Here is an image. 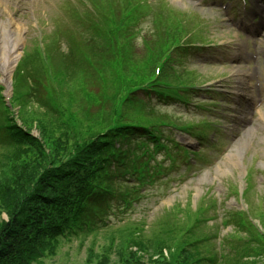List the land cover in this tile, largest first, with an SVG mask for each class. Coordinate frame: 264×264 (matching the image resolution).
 I'll return each mask as SVG.
<instances>
[{
	"label": "rangeland",
	"instance_id": "1",
	"mask_svg": "<svg viewBox=\"0 0 264 264\" xmlns=\"http://www.w3.org/2000/svg\"><path fill=\"white\" fill-rule=\"evenodd\" d=\"M119 1L127 7V10H130L132 5L139 4L134 1L131 3L129 0ZM25 2L26 4H23V0H0V20L5 22L9 19L14 20L13 24H21L20 34L25 40L21 46V49L24 48L20 52V58L24 57L18 59L21 60L20 62H15L10 75L3 78L0 71L1 125L6 121L5 111H8L15 123L39 139L48 152L50 140L43 137H49V132L52 131L50 128L56 125L66 126L65 130L69 134L67 141L70 145L76 139L91 138L94 134H101V131L115 118L143 123L150 121L151 126H155L154 120L159 115H162L163 119H166L164 116L169 115L170 119L179 122L180 120L187 122L188 118L194 117L191 112L195 111V100L203 99V94L190 103L188 106L190 112L184 111L177 105L168 107L161 105L159 108L165 112L161 114H157L159 111L155 114L148 113L141 99L136 98L133 101L132 96L129 97L132 88L150 76L149 65L158 55L156 46L160 44L157 43L163 42L159 39L162 38L165 27L156 26L152 20L158 17L159 11L157 16L143 21L142 28L145 29L143 35L147 43L140 40L139 36L133 37L132 43L122 46L119 53L114 55L113 51L116 48L99 40L105 34L94 31L91 20L95 17L89 18L80 0L69 2L25 0ZM100 2L105 8L107 4L104 0ZM156 2L159 3L162 16L180 17L183 26L178 29V35L182 36L186 33V40L195 41L208 37L215 42V45H206L202 50L194 53L193 59L187 60L193 69L190 72L187 65L180 66L178 72L181 60L176 54L172 55L171 64L175 60L173 66L177 73L174 79L179 75L184 77L185 82L203 81V88L213 86L218 91L220 96L217 97L214 112L196 109L195 113L196 119L202 117V114H209L214 119H218L216 129L225 132V137L223 140H218L215 149L207 150V157L204 160L193 161V166L185 168V174L180 180L156 182L148 186L144 197L121 215L123 219L111 217L107 220L110 226L126 225L125 230L120 231L123 238L104 231L81 241L63 238L52 248H47L46 255L41 256L43 259L37 264H87L88 260L91 264H117L119 258H129L130 249L126 251L121 244L126 242L130 245L126 239L130 235V225L133 224L147 233L167 212L172 216L174 223L180 218L186 221V230L183 234L191 233L192 235L189 236H192L194 243L200 245L201 264H209L216 260L218 254L220 258H225L233 247L234 251H237V247L241 245L238 241L243 243L250 239L252 229L245 222L246 219L252 223L253 228L264 229V105L253 114L252 121L247 123L243 121V110L239 98L236 97L241 93L239 89L247 87V83L239 73L247 62L242 59L236 60L239 57L238 43L249 41L252 45L256 42L258 47H264V27L259 23L260 18L252 23L253 14L259 13L263 5L249 0L245 12H241L239 8L242 7V0H234L228 12L223 13L219 0H157ZM126 17L127 15L124 18ZM110 20L109 22L114 24L112 27L117 30L122 28L123 18L119 17V14L116 17L111 15ZM43 21L47 22V25H44ZM199 21H204L206 26ZM123 24L129 28L126 21ZM163 25L168 29L175 28L172 20L163 22ZM81 27H85L83 31ZM245 28L261 37L252 40L243 32ZM128 34L133 35L134 32ZM57 39L61 47L54 52L53 46ZM151 40L156 46L149 42ZM82 52L96 60L98 70L93 71L86 66ZM259 59H263L261 77L264 82L263 49ZM46 61L53 73L51 79L46 73ZM255 64L261 66L260 61ZM19 69H24L29 78L23 80ZM236 78H240L242 84ZM262 93L264 96V86ZM5 95L9 96L7 101L11 108L5 103ZM234 98L237 101H234ZM122 108L123 113L119 116L117 111ZM60 135L62 133L57 131L52 134L54 138ZM172 135L176 142L184 143L196 150L199 147L194 139L180 130H173ZM238 142H240V157L238 161L235 160L238 165L233 166L226 162V155L232 146L238 148ZM12 151H4L0 147V157H7L8 160L13 156ZM128 163L132 165L134 162L130 159ZM37 166L39 164H36L35 168ZM248 169L252 174L251 181H248L249 188L244 178ZM222 170L224 174L218 172ZM13 173L9 167L1 165L0 184L3 182L4 185L7 182L6 186L18 185L19 187H16L18 192L32 183L31 178L35 174L27 171L24 177L21 176L22 174ZM73 173L77 177L83 176V171L73 170ZM125 190V187L116 190V194L121 195V198L127 197ZM238 192L241 194L236 196ZM3 194L5 193L2 192L0 199L3 198ZM0 218L6 221L8 219L5 212L1 213ZM181 229L183 230L184 227ZM117 238L120 242L114 251L111 243ZM52 249L54 254L49 253ZM160 250L158 243H154L152 252L150 251L153 256H143L142 264L157 262L165 264L164 260L168 261L169 258V262H173L171 258L174 256V248H170L167 257L164 252L160 253ZM192 252L194 254V251ZM141 254L137 252L136 256ZM253 257L254 260L252 257L248 259L253 261L251 264L264 263V254L257 256L253 254Z\"/></svg>",
	"mask_w": 264,
	"mask_h": 264
},
{
	"label": "trees",
	"instance_id": "2",
	"mask_svg": "<svg viewBox=\"0 0 264 264\" xmlns=\"http://www.w3.org/2000/svg\"><path fill=\"white\" fill-rule=\"evenodd\" d=\"M150 71L152 67H149ZM117 112L121 116L123 108ZM120 122L103 135L97 133L91 138L76 139L70 145L66 126L56 125L50 128L49 137H43L50 140L46 152L39 139L28 134L27 129L24 132L15 127L11 118L6 116L4 127H0L5 138L0 136L1 148L9 152L13 150V156L9 161L7 157H0V168L1 165L9 167L13 174L24 177L27 171L35 174L34 179L31 178L32 185L20 192L16 190L18 185L6 186L7 182L0 184V197L2 192L5 193L0 199V215L5 212L8 218L7 221L0 218V264H37L43 259L41 256L46 255L45 250L63 238L81 241L101 231L123 238L120 231L125 230L126 225H101L119 208L121 195L116 194V190L125 187V192H130V183L126 182L124 175L134 173L128 163L131 158L128 159V155L116 144L120 145L118 140L126 138L128 132L135 128L128 125L130 119L122 118ZM55 131L62 135L54 138L52 134ZM36 164L39 166L35 168ZM73 170L83 171V176H74ZM167 214L155 222L147 233L131 224L130 235L126 238L130 245L126 242L121 244L126 251L130 249L129 258H119L117 264H142L143 256H153L150 251L154 243H158L160 253L164 252L165 257L170 248H174L173 262H169V258L168 261L164 260L165 264H201L200 245L194 243L192 236H189L191 233L183 234L186 221L180 218L174 223L172 216ZM246 223L252 229L250 239L243 243L238 241L241 245L237 251L233 247L225 258L217 255L216 260L209 264H251L253 261L248 260L249 257L264 254V236L249 221ZM119 242L117 238L111 243L114 251ZM54 249L49 253L54 254ZM137 252L142 254L136 256ZM86 263L91 264V261Z\"/></svg>",
	"mask_w": 264,
	"mask_h": 264
},
{
	"label": "bare ground",
	"instance_id": "3",
	"mask_svg": "<svg viewBox=\"0 0 264 264\" xmlns=\"http://www.w3.org/2000/svg\"><path fill=\"white\" fill-rule=\"evenodd\" d=\"M23 4H26L23 0ZM14 20L7 19L5 22L0 20V71L3 78L10 75L11 70L19 56V48L22 45L21 31L22 25L13 24ZM240 142L238 148L232 146L226 155L227 161L233 166H237L240 157ZM237 159V161H235ZM224 174V171H218Z\"/></svg>",
	"mask_w": 264,
	"mask_h": 264
}]
</instances>
